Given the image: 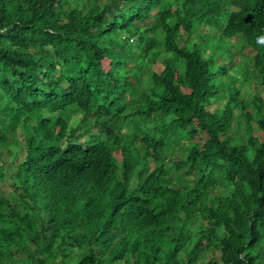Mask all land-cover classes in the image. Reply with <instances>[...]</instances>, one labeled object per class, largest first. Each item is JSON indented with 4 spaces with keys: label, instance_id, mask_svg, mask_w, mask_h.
<instances>
[{
    "label": "trees",
    "instance_id": "trees-1",
    "mask_svg": "<svg viewBox=\"0 0 264 264\" xmlns=\"http://www.w3.org/2000/svg\"><path fill=\"white\" fill-rule=\"evenodd\" d=\"M4 180L0 264H264V0H0Z\"/></svg>",
    "mask_w": 264,
    "mask_h": 264
},
{
    "label": "rangeland",
    "instance_id": "rangeland-1",
    "mask_svg": "<svg viewBox=\"0 0 264 264\" xmlns=\"http://www.w3.org/2000/svg\"><path fill=\"white\" fill-rule=\"evenodd\" d=\"M250 66H251V64H250ZM243 86L246 87L247 84L245 83V85H243ZM19 151L20 150L17 149L16 147H14V146L12 147L13 154L18 156V160H21L23 158V156H22V153H20ZM14 165H15V160L12 157H10L9 155H6L5 159H4V166H5L6 171H8V172L12 171L13 168L15 167ZM0 191L9 197L14 196L13 187L8 180H4L1 182Z\"/></svg>",
    "mask_w": 264,
    "mask_h": 264
},
{
    "label": "clouds",
    "instance_id": "clouds-1",
    "mask_svg": "<svg viewBox=\"0 0 264 264\" xmlns=\"http://www.w3.org/2000/svg\"><path fill=\"white\" fill-rule=\"evenodd\" d=\"M130 42H133V39H130Z\"/></svg>",
    "mask_w": 264,
    "mask_h": 264
}]
</instances>
